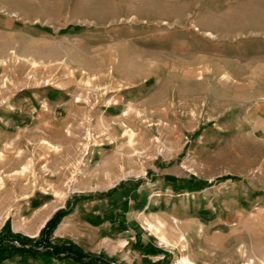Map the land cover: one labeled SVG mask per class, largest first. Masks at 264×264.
I'll use <instances>...</instances> for the list:
<instances>
[{
	"label": "rangeland",
	"instance_id": "1",
	"mask_svg": "<svg viewBox=\"0 0 264 264\" xmlns=\"http://www.w3.org/2000/svg\"><path fill=\"white\" fill-rule=\"evenodd\" d=\"M2 151L47 197L16 202L0 231L34 238L73 204L55 237L110 264L189 255L161 234H252L263 251L264 0H0Z\"/></svg>",
	"mask_w": 264,
	"mask_h": 264
},
{
	"label": "bare ground",
	"instance_id": "2",
	"mask_svg": "<svg viewBox=\"0 0 264 264\" xmlns=\"http://www.w3.org/2000/svg\"><path fill=\"white\" fill-rule=\"evenodd\" d=\"M126 135L128 137L127 144L130 145L131 143H133L134 131L127 130ZM5 146L7 145L5 144ZM53 148H52L53 150L58 149V148L56 149L55 146ZM3 151L0 152V167L5 166L6 164H9L10 166L9 168L6 167L8 169L6 173L4 171H0V224L1 223L3 224V222L6 219H8L9 215L13 212V207L15 206L16 202L29 201L33 196L37 197V199L47 197V194H46L47 191L46 192L40 191V192H35L33 194H30L29 184L26 180L27 174L29 173L30 165L26 163V164H23L21 167H17V162L7 157ZM6 168H3V169H6ZM36 201L38 200H36L35 198H32V204H36ZM57 207L58 206H55L50 209V207L47 206L45 210L39 212V214H42L41 222L43 223L45 220H47L51 216L52 212ZM158 220L160 221L159 218ZM72 222L73 221H71V218H67L61 224L57 233L58 234L66 233L68 229L70 230ZM188 223L190 225V222ZM159 224L161 227L164 228L165 223L162 224V222H160ZM148 228L151 233L153 232L155 235H158L155 232L158 233L159 227L154 225V223L148 222ZM167 228H168V224H167ZM250 231L251 229H249V233ZM95 233H91V235L95 236ZM80 234L82 233L80 232L77 235H80ZM197 241H198L197 243L192 244L190 241V237H187L186 239L184 235H179L175 241H169L168 234L167 236L163 234L157 236V243L159 246L166 248V249H171V250H174V249L178 250L180 248L182 252L187 251V253H189V255H184L179 259V264H241V263L242 264H264V255H263L264 253H261L264 250L259 251L258 247L260 248V246L257 247V245L261 244V248H263L262 247L263 244L262 243L257 244V239L252 234H248L246 236L232 234L230 236L223 237V238L198 237ZM191 244L194 245V248ZM257 252H259V254H262L263 257L260 258Z\"/></svg>",
	"mask_w": 264,
	"mask_h": 264
},
{
	"label": "trees",
	"instance_id": "3",
	"mask_svg": "<svg viewBox=\"0 0 264 264\" xmlns=\"http://www.w3.org/2000/svg\"><path fill=\"white\" fill-rule=\"evenodd\" d=\"M229 178H221V180ZM171 180L174 181L175 179L171 178ZM73 211V204H68L66 208L58 210L41 229L38 236L34 238L14 233L10 222L7 221L0 231V264L15 257H19L23 263L38 259L45 262V264L112 263L105 255L99 257L93 255L72 241L53 238V234L62 220L72 214Z\"/></svg>",
	"mask_w": 264,
	"mask_h": 264
},
{
	"label": "crops",
	"instance_id": "4",
	"mask_svg": "<svg viewBox=\"0 0 264 264\" xmlns=\"http://www.w3.org/2000/svg\"><path fill=\"white\" fill-rule=\"evenodd\" d=\"M171 180V179H170ZM73 214V213H72ZM72 214H70L69 216H67V217H65L63 220H62V222L60 223V225L58 226V228H57V230L54 232V234L55 233H57V231L59 230V228H60V226H61V224L65 221V219H67V218H69V217H71L72 216ZM53 234V238H61V239H66V238H64V237H55V235ZM38 235V234H37ZM37 235H34V236H37ZM60 235V234H59ZM66 240H68V239H66ZM70 241V240H69ZM161 247V246H160ZM133 248H134V250L135 251H138L139 253H142V255H143V253L144 252H151V254H153V255H155V256H160V258H163L164 259V257H166L168 254H166V252L165 251H163L162 249H159V248H157V247H155L153 244L151 245V244H142V243H140V244H138V245H136V244H134L133 245ZM10 260V259H9ZM161 260V259H160ZM8 261V260H7ZM45 263V262H44ZM3 264V263H2ZM53 264H58V263H53ZM65 264H70V263H65ZM160 264H162V261L160 262Z\"/></svg>",
	"mask_w": 264,
	"mask_h": 264
}]
</instances>
